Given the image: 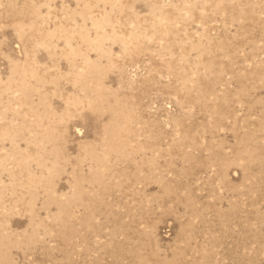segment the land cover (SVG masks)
I'll return each instance as SVG.
<instances>
[{
  "label": "rangeland",
  "instance_id": "374dc122",
  "mask_svg": "<svg viewBox=\"0 0 264 264\" xmlns=\"http://www.w3.org/2000/svg\"><path fill=\"white\" fill-rule=\"evenodd\" d=\"M0 264H264V0H0Z\"/></svg>",
  "mask_w": 264,
  "mask_h": 264
}]
</instances>
